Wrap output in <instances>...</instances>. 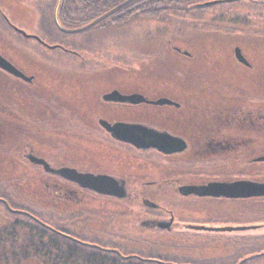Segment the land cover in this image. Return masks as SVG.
Returning <instances> with one entry per match:
<instances>
[{"label": "rangeland", "instance_id": "1", "mask_svg": "<svg viewBox=\"0 0 264 264\" xmlns=\"http://www.w3.org/2000/svg\"><path fill=\"white\" fill-rule=\"evenodd\" d=\"M235 1L237 0L223 1L235 4L203 6V10L194 14L187 12L186 15L185 12L177 11L172 22L138 16L123 24L99 25L97 22L81 31L80 29L94 21L74 29L58 27L54 21L57 0H0V54L11 59L27 75L33 74L35 77L27 99L23 97L21 89L18 90L8 80H0V111L7 112V104H1V101L8 102L11 97L16 105L15 112L19 110L18 118L29 124L31 136H38L36 128L42 124V139L53 145L60 141L62 147L57 149L66 155L69 152L72 156V152L76 150L78 154H74L75 158L93 155L96 159L105 158L103 162L109 164L119 159L121 153L114 151L112 147L104 149L96 142L95 139L100 137L94 118L101 112L107 114V117L112 116L111 111L101 110L98 101L99 95L111 88L124 91L153 87L167 91L170 88L175 92L187 91L186 96L191 97V101H199L198 96H207L208 102L218 101L208 98L207 93L199 94L206 88L207 92L211 91V95L220 98L222 102L241 107L244 105L241 100L246 101L252 96L250 88L260 85L264 79V11L256 8V0L252 3ZM47 18L52 19L53 24ZM5 19L26 34L38 37L46 46L56 48L48 49L35 40L15 33ZM235 48L258 68L259 73L250 77L235 62ZM176 49L182 53H176ZM184 52L187 55H183ZM17 90L19 97L15 96ZM42 100L46 103L45 107L41 106ZM49 147L55 146L45 145L43 150L48 151ZM122 158L126 165L141 168L143 173H155V176L164 173V170L155 168L148 161L133 160L125 156ZM111 169H114L112 164L109 170ZM38 176V173L7 174L1 171L0 197L6 200L11 198L9 201L13 200L12 208H29L28 211L33 212L30 209H35V205H25L19 199L23 201L33 195L34 202H39L41 188L38 180H32ZM7 185H12V188ZM160 193L162 200L173 199L172 194L166 195L165 190L158 192ZM55 204L57 215L67 213L66 215H77V219L74 222L72 218L67 220L60 217L59 221L51 222L60 229L72 230L75 234L80 232L83 236L80 239L84 242L90 238L86 231L97 229L99 234L101 231L104 234L108 232L110 239L121 235V240L126 237V240H135L137 244L140 242L141 230L127 234L120 227L121 219L127 224L128 218L135 217L140 207L144 208L141 204L123 205L115 200L97 199L89 203L73 204L63 201L60 205L58 202ZM194 204H187L191 210L196 209L195 212H189V215L205 216L206 212L200 213V208L209 210L208 215L216 217L225 213L222 211V204L210 207L212 209L203 207L201 203ZM2 206L0 205V240L5 241H0V264H70L69 253L66 254L65 251H70L74 246L72 241H67L61 235L57 236L55 240L59 251L56 254L60 257L64 255V258L51 260L53 255L47 256L36 250V231L31 233L26 227L35 228L33 225H38L27 216L14 214ZM262 208V203L253 205L254 221L248 224L260 228L248 233L249 238H236L229 243L224 241L225 238H206L202 246L205 250L198 252L199 255L205 259L223 260L230 255L234 256L236 247L239 252L235 255L233 264H239L251 255L255 258L249 260L248 264H264ZM237 210L238 207L232 210L231 217H234L232 214ZM178 213L187 215V212ZM91 214L96 215L93 219L97 225L89 221ZM75 223L78 227H71ZM114 240L116 241L115 238ZM185 248L190 249L188 246Z\"/></svg>", "mask_w": 264, "mask_h": 264}, {"label": "flooded vegetation", "instance_id": "2", "mask_svg": "<svg viewBox=\"0 0 264 264\" xmlns=\"http://www.w3.org/2000/svg\"><path fill=\"white\" fill-rule=\"evenodd\" d=\"M7 25L19 34L14 29H18L17 27L9 22ZM175 51L182 53L179 49ZM0 55L25 78H31L29 81L0 69V80H8L18 90L21 89L23 97L27 99L28 91L34 84V75H27L11 59ZM243 58L247 62L246 65L237 60L235 62L242 66L250 77L259 73L253 63ZM254 86L255 88L249 90L252 96L245 99L246 101L241 100V104H244L241 107L222 102L220 98L212 96L211 91L207 92L206 88L199 94L207 93L208 98L218 101L208 102L207 96L204 97L206 100L198 96L199 101H191V97L186 96L187 91L175 92L170 88L166 91L157 87L130 91L111 88L101 93L98 97L101 105L99 107L101 110L111 111L112 116L107 117V114L102 112L96 114L94 119L98 125L100 139L95 140L102 148L112 147L114 151L121 153L119 159L116 157L117 160H113V163L108 161L109 164L103 162L105 158L96 159L93 155L75 158L74 154H78L76 150L72 152V156L69 152V155H66L57 149L62 147L60 141L53 145L52 142L42 139V124L37 126L38 128L35 127L38 136H31L29 124L18 118L19 110L15 112L13 98L10 97L8 102L1 101V104H7L8 110L0 111V172L38 173L40 176L32 180H38V186L41 188L39 193L42 192V196L39 197V202H34L33 195L23 201L19 199V202L25 205H35L36 210L32 207L30 209L33 212H29V208H12L13 200L9 201L11 198L6 200L0 197V205L14 214L27 216L31 222L41 226L44 234L36 233L35 247L40 253L58 257L55 259L52 256L51 260L64 258V255L60 257L56 254L59 247L55 238L61 235L74 245L70 251H65L66 254L69 253L70 264H233L235 255L239 252L236 247L234 256L224 258L226 261L222 258L205 259L199 253L205 250L202 246L206 238H225L224 241L229 243L232 239L249 238L248 233L260 228L248 223L252 224L254 221V203H262L264 209V196L227 197L226 194L232 192L210 188L229 187L242 182L264 185V79L260 85ZM18 90L15 92L16 97H19ZM114 92L120 94L123 99H134V95H138L143 101L115 102L103 99ZM45 105L42 100L41 106ZM102 123L139 127L135 134L127 135V139H139L141 143L135 146L115 140ZM45 145L55 147L44 151ZM122 156L148 161L155 168L164 170V173L158 176H155V173H143L141 168L135 169L130 164L126 165ZM111 164L114 169L109 170ZM74 174L87 175V190L81 188L79 184L83 185V182L73 176ZM7 187L12 188V185ZM99 189L113 194L119 190L122 198L94 191ZM161 190H165L166 195L172 194L173 199L162 200V193L158 194ZM95 199L115 200L123 205L137 203L144 207H140L135 217L128 218L127 224L121 219L122 232L133 234L135 230H141L139 244L135 240H126V237L121 240V235L110 239L108 232L104 234L101 231L99 234L98 229L87 230L90 238L84 242L80 239L83 237L80 232L75 234L72 230L60 229L52 223L59 221L60 217L67 220L72 218L74 222L77 219V215H57L56 202L59 205L63 201L78 204L89 203ZM190 203H201L209 209L222 204V211L225 213L216 217L208 215L209 210L200 208L199 212L205 211V216L196 217L192 213L189 215V212L196 210L187 207ZM237 207L239 210L231 217L232 210ZM178 212H187V215ZM91 215L89 221L96 224L93 219L96 215ZM75 225L77 226L75 223L71 227ZM113 227L115 228L114 225ZM184 245L190 249L185 248L186 246L183 248ZM252 258L255 257L251 255L239 264H248Z\"/></svg>", "mask_w": 264, "mask_h": 264}, {"label": "trees", "instance_id": "3", "mask_svg": "<svg viewBox=\"0 0 264 264\" xmlns=\"http://www.w3.org/2000/svg\"><path fill=\"white\" fill-rule=\"evenodd\" d=\"M129 1L61 0L58 9V21L60 26L65 29L78 28L97 19H100L98 21L99 25H112L117 23L123 24L129 22L134 18H138V16H146L160 21L166 20L165 22H172V20L177 15V11L185 12L186 15L187 12L189 14H194L196 11L203 10L205 6H208L205 4L211 1L215 2L219 0H133L132 2ZM238 1L239 0L235 2ZM241 1L252 3V1L254 0ZM255 2L257 3L256 8L264 11V0H256ZM233 3L234 2H221L213 5L216 6L221 4L224 5ZM44 18H46V16ZM47 21L53 24L52 19L50 20V18H47ZM33 226L36 229L31 226L26 227L31 233L36 231L37 235L44 234V231L41 226ZM36 233H34V236L36 235Z\"/></svg>", "mask_w": 264, "mask_h": 264}, {"label": "water", "instance_id": "4", "mask_svg": "<svg viewBox=\"0 0 264 264\" xmlns=\"http://www.w3.org/2000/svg\"><path fill=\"white\" fill-rule=\"evenodd\" d=\"M223 1H233V0H219V1H215V2H211V3H207L205 5H213V4H218L221 3ZM61 0H57L55 9H54V21L56 23V25L58 27H60L59 21H58V9H59V5H60ZM100 19L95 20L94 22L90 23L89 25H87L86 27H83L82 29H80L81 31L84 29H87L93 25H95V23H97ZM5 21L8 23V21L5 19ZM14 28V27H13ZM61 28V27H60ZM16 30V32H18L20 35H22L24 38L27 39H32L35 40L36 42H38L39 44H41L42 46L48 48V49H54L56 47H50V46H46L44 44V42H42L38 37L36 36H32V35H28L25 32L18 30L16 28H14ZM183 55H187V53H183ZM234 55L235 58L238 62L246 65L247 62L245 61V59L243 58V56L241 55V52L238 48L234 49ZM0 69L13 74L14 76H18L21 78H25L17 69H15L7 60H5L1 55H0ZM26 80H29L31 78H25ZM134 99H130V98H126L123 99L121 98V95L118 94L117 92L112 93L110 95H106L103 97L104 100L107 101H115V102H121V100H129L132 102H137V101H143V99L141 97H139L138 95H134ZM102 126L105 128V130L111 135L112 138H114L115 140L118 141H122V142H128L131 143L135 146H138L139 143H141V141L139 139H127V135H133L137 132L138 129H140L139 127H131V126H125V125H121V123H117L114 125H108L106 123H102ZM72 175V174H70ZM73 176H76L77 179L79 181L83 182L82 184H79L80 186H82L81 188L84 190H87L86 188H88L85 184V182L88 181L87 175H81V174H74ZM79 186V187H80ZM210 188H213L215 190H223V191H227V192H232L231 194L228 193L226 194L227 197H234V198H239V197H260V196H264V185H259L257 183H236L232 186L229 187H219L217 188V186H210ZM206 189V188H205ZM226 189V190H224ZM93 190V189H91ZM196 190H203V189H196ZM97 193H101L107 196H111V197H115V198H122L121 196V191L116 190V193L113 194L112 192H108L106 190H94ZM194 192H198V191H194ZM7 205V204H6ZM13 212H17V211H13Z\"/></svg>", "mask_w": 264, "mask_h": 264}]
</instances>
